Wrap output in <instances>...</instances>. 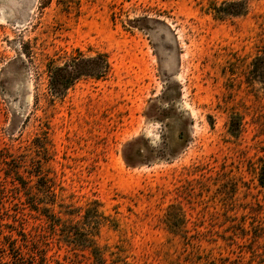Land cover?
I'll return each mask as SVG.
<instances>
[{"label":"rangeland","instance_id":"obj_1","mask_svg":"<svg viewBox=\"0 0 264 264\" xmlns=\"http://www.w3.org/2000/svg\"><path fill=\"white\" fill-rule=\"evenodd\" d=\"M263 163L264 0H0V241L264 264Z\"/></svg>","mask_w":264,"mask_h":264},{"label":"trees","instance_id":"obj_2","mask_svg":"<svg viewBox=\"0 0 264 264\" xmlns=\"http://www.w3.org/2000/svg\"><path fill=\"white\" fill-rule=\"evenodd\" d=\"M259 59V58H258ZM257 71V68H255ZM17 174V173H16ZM12 180L20 184L22 188H26L25 180L20 176H12ZM258 184L264 189V163L260 167L258 172ZM31 207L35 211L46 210V208H39L33 202L30 203ZM46 217V222L52 230H55L60 226L62 238L71 244V246H77L75 249H85L88 252L90 258V264H116L115 261L107 262L104 256V248L97 245L96 241L89 235L85 229L80 230L77 228L69 230V225L63 224L58 215L55 213H42ZM59 228V227H58ZM12 230V229H10ZM18 236L22 234L16 233ZM3 241H0V249H2L3 257L0 259V264H48L47 256L45 253L42 254V251L36 249H30L25 251L21 248V245L17 244V237H13L12 234H5L2 236ZM32 246H34L32 244ZM35 254L38 256L39 260H36Z\"/></svg>","mask_w":264,"mask_h":264}]
</instances>
